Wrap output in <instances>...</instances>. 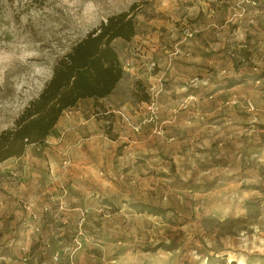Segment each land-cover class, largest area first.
<instances>
[{"label":"rangeland","instance_id":"rangeland-1","mask_svg":"<svg viewBox=\"0 0 264 264\" xmlns=\"http://www.w3.org/2000/svg\"><path fill=\"white\" fill-rule=\"evenodd\" d=\"M253 2L0 0V132L12 127L39 95L60 56L107 17L129 12L132 6L138 38L112 42L121 57L128 59L138 49L157 45L172 62L188 58L191 46L206 40L212 49L223 46L228 54L240 53L255 73H264V14L246 15V5ZM150 61L156 65L155 58L147 64ZM222 75L218 70L211 77ZM208 78L193 77L183 85V97L163 98V103L165 86L158 80L162 88L154 120H149L148 89H143L131 97L142 102L139 108L105 116V139L94 138L60 156L61 196L77 184L78 191L86 186L84 198L93 209L89 219L106 223L88 229L89 235L105 232L126 239L139 251L169 255L174 264H206V257L215 264L221 259L225 264H264V80L241 85L243 76L227 82L226 87H234L211 99L185 97L196 87L205 88L202 83ZM92 103L98 104L88 100L81 106ZM170 107L178 114L169 112ZM115 115L123 121L119 125L139 131L138 135L129 131L134 144L125 134H117L118 127L112 126L117 125ZM144 126L152 130L150 141L138 138L145 135ZM175 127L186 129L185 139L177 146L175 140L164 144L161 137L170 139L164 132ZM12 163L0 166L2 193L18 181L21 165L17 160ZM68 173L79 182L64 181ZM137 203L164 209L165 216L130 207ZM80 222L77 235L83 237L85 215ZM1 256L0 249V264H5Z\"/></svg>","mask_w":264,"mask_h":264},{"label":"crops","instance_id":"crops-1","mask_svg":"<svg viewBox=\"0 0 264 264\" xmlns=\"http://www.w3.org/2000/svg\"><path fill=\"white\" fill-rule=\"evenodd\" d=\"M253 1L250 5H246V15L255 14L254 11L264 14V0ZM226 9L229 10L228 7ZM259 13L256 15H261ZM134 38H138L137 33L131 39ZM203 42H195L191 46V54L188 58L172 62L166 60L164 55L166 52L157 49V45L154 46L155 49L152 46L142 48L140 51L138 49L133 57L128 59L117 54L124 73L108 96L96 100H80L75 107L61 115L43 145H29L21 157L0 162V166L11 167L12 160H17L21 165L17 183L12 184L7 190L5 188L6 193L0 191V249L5 264H174V260L169 255L139 251L126 239L105 232L89 235L88 229L92 227L100 229L106 223L100 219L94 223L89 219L88 213L93 209L88 205V198H84V194H87L86 186L82 191L76 189L80 187L79 184L73 188L70 186L72 189L61 196L58 164L60 156L65 152L72 153L75 148L94 138L105 139V124L108 122L105 116L111 113L118 114L121 110L127 114V110L132 107L139 108L142 102L131 97L138 96L143 89L147 92L149 85L158 80H161L165 86L160 95L161 103L163 98L183 97L185 92L183 85L193 77L208 76L209 78L207 82L202 83L205 88L196 87L185 97L211 99L219 91L234 87H226L227 82H235L234 80L243 76L245 79L241 85L249 86L264 80V73L260 75L255 73L252 69L253 65H246L248 63L244 62L240 53V55H231L223 46L215 50L206 40ZM151 58L156 59V67L152 73H149L146 65ZM234 67L237 72H233ZM241 68L245 71L238 72ZM218 70H221L223 75L217 77L218 79L211 77ZM218 85L221 86V90H215ZM88 100L98 104L92 103L88 108H83L81 103ZM103 101L105 103L101 105ZM172 107L169 108V112L178 114ZM191 110L196 115V110L194 108ZM113 119L116 120L117 125L112 124V126L118 127L117 134H125L130 139L128 142L134 144V136L130 137L129 134V131L131 133L134 131L119 125L118 121L121 123L123 121L119 120L118 115ZM144 127L145 135L138 138L150 141L152 130L150 127ZM184 129V127L167 128L164 134L170 139L161 137L163 141L165 139L164 144L175 140L173 145L177 146L186 137ZM138 132L134 133L138 135ZM74 160L71 156L73 163ZM68 174L64 175V181L79 182L72 179L71 173ZM75 177L83 178L82 175ZM81 187L84 188L83 185ZM100 207L106 208V204H100ZM83 215L86 216V222L83 224L86 236L78 237L77 233L82 225L80 219ZM78 239L82 245L74 249L75 241Z\"/></svg>","mask_w":264,"mask_h":264},{"label":"trees","instance_id":"trees-1","mask_svg":"<svg viewBox=\"0 0 264 264\" xmlns=\"http://www.w3.org/2000/svg\"><path fill=\"white\" fill-rule=\"evenodd\" d=\"M133 8L107 17L55 61L39 95L28 102L12 127L0 132V162L21 157L29 145H43L61 115L80 100L104 98L113 91L124 72L112 42L129 41L136 34ZM130 207L155 216L166 213L143 203ZM212 260L206 257V264H215ZM218 261L225 264L224 259Z\"/></svg>","mask_w":264,"mask_h":264},{"label":"built area","instance_id":"built-area-1","mask_svg":"<svg viewBox=\"0 0 264 264\" xmlns=\"http://www.w3.org/2000/svg\"><path fill=\"white\" fill-rule=\"evenodd\" d=\"M178 53V50L174 51V54ZM156 65L153 61H150L147 65H146V70L149 73H152L155 69ZM161 83L160 82H155L151 85H149L148 87V99L146 102V111L149 114V120L152 121L156 118L157 115V99H158V95L161 92ZM135 130H137V128H135ZM64 164H66V162H64ZM81 235V234H80ZM75 249H78L81 247V243L76 240L75 241Z\"/></svg>","mask_w":264,"mask_h":264}]
</instances>
